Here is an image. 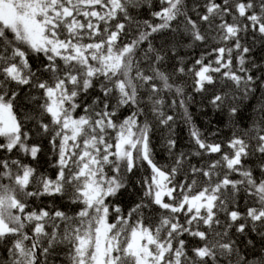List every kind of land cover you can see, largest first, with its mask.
<instances>
[{"label": "snow or ice", "instance_id": "obj_1", "mask_svg": "<svg viewBox=\"0 0 264 264\" xmlns=\"http://www.w3.org/2000/svg\"><path fill=\"white\" fill-rule=\"evenodd\" d=\"M0 264H264V0H0Z\"/></svg>", "mask_w": 264, "mask_h": 264}, {"label": "trees", "instance_id": "obj_2", "mask_svg": "<svg viewBox=\"0 0 264 264\" xmlns=\"http://www.w3.org/2000/svg\"><path fill=\"white\" fill-rule=\"evenodd\" d=\"M193 111L195 112V111H197V109H193ZM208 118L209 117H207V116L198 115L197 116V121L199 123H206ZM178 132H179V129H178ZM180 135L185 138V142H186L187 129L185 128L184 131L182 133H180Z\"/></svg>", "mask_w": 264, "mask_h": 264}]
</instances>
